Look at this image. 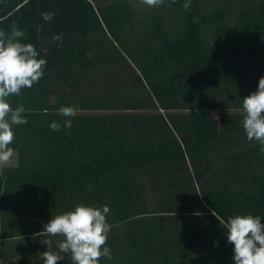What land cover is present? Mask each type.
<instances>
[{
  "label": "trees",
  "instance_id": "1",
  "mask_svg": "<svg viewBox=\"0 0 264 264\" xmlns=\"http://www.w3.org/2000/svg\"><path fill=\"white\" fill-rule=\"evenodd\" d=\"M185 2L140 14L135 0H0V29L15 23L47 61L11 98L28 122L13 126L17 162L0 174L2 263L40 259L34 234L80 203L110 208L100 264H233L218 252L223 204L252 203L264 223V154L241 123L264 76V0Z\"/></svg>",
  "mask_w": 264,
  "mask_h": 264
},
{
  "label": "clouds",
  "instance_id": "2",
  "mask_svg": "<svg viewBox=\"0 0 264 264\" xmlns=\"http://www.w3.org/2000/svg\"><path fill=\"white\" fill-rule=\"evenodd\" d=\"M150 8L163 5L166 0H139ZM175 3L176 0H171ZM185 10L190 7V0L182 5ZM45 21H51L54 12L41 14ZM2 22V20H0ZM25 32L15 23L10 31L0 29V174L8 168L16 150L11 147L15 141L13 126L26 124V109L23 104L13 106L11 98L20 97L23 89H31L40 82L45 74L47 61L38 58L36 47L31 43H22ZM53 40H60L54 35ZM243 114L242 128L248 141L260 145L259 151L264 154V76L258 81L256 91L241 100ZM58 112L64 117H74L77 109L74 106H62ZM53 131L61 127L71 128L72 120L66 119L61 125L56 121L49 123ZM110 212L107 205L92 207L76 204L72 210L52 216L44 225V230L34 234L42 237L41 243L47 250L40 254L44 264H58L70 255L72 264H100L101 258L112 259L111 249L107 247L111 225L106 217ZM219 220L226 230L228 243L233 247L234 264H264V223L259 215L237 214L227 220ZM50 237H61L52 251L53 240Z\"/></svg>",
  "mask_w": 264,
  "mask_h": 264
},
{
  "label": "crops",
  "instance_id": "3",
  "mask_svg": "<svg viewBox=\"0 0 264 264\" xmlns=\"http://www.w3.org/2000/svg\"><path fill=\"white\" fill-rule=\"evenodd\" d=\"M14 165V164H11ZM222 211L224 214H226V216H234L237 214H252L254 215L256 212H258L256 210V208L252 205H249V203L245 202V201H240L239 203H235L234 201H231L230 204L226 203L223 204L222 206ZM261 222L263 223V221L261 220ZM216 231L219 233L221 231V235H219L218 238V243L220 239H223V243L222 244H218V252L221 253L224 256L225 260H232V263L234 264V260H233V245L228 243L227 238H226V230L223 229V225L217 224L216 226ZM220 234V233H219ZM221 237V238H220Z\"/></svg>",
  "mask_w": 264,
  "mask_h": 264
},
{
  "label": "rangeland",
  "instance_id": "4",
  "mask_svg": "<svg viewBox=\"0 0 264 264\" xmlns=\"http://www.w3.org/2000/svg\"><path fill=\"white\" fill-rule=\"evenodd\" d=\"M135 1H136V7L138 10V13H140V14H144L146 12H149V11L156 9V8H150L147 5L140 3L139 0H135ZM225 1H227L228 5L230 7H232L233 9H241V8L249 9V8L254 7L256 4H259L262 0H225ZM233 25H234L233 20L228 22V27L232 28ZM16 162H17V154L13 158L12 164H16ZM18 259L19 258H14V259L7 261V262H4V263H2L0 261V264H19ZM28 261L33 263V264H40L39 257L34 258V259L28 258Z\"/></svg>",
  "mask_w": 264,
  "mask_h": 264
}]
</instances>
